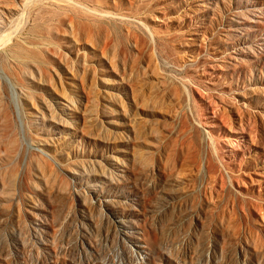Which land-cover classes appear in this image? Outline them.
<instances>
[{
  "label": "rangeland",
  "instance_id": "374dc122",
  "mask_svg": "<svg viewBox=\"0 0 264 264\" xmlns=\"http://www.w3.org/2000/svg\"><path fill=\"white\" fill-rule=\"evenodd\" d=\"M0 264H264V0H0Z\"/></svg>",
  "mask_w": 264,
  "mask_h": 264
}]
</instances>
